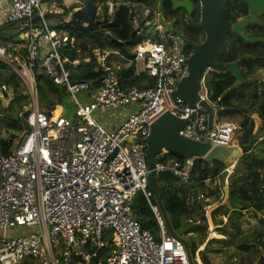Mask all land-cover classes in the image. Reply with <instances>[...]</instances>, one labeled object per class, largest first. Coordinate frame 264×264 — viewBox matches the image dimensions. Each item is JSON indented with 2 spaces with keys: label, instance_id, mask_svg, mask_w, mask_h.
I'll list each match as a JSON object with an SVG mask.
<instances>
[{
  "label": "built area",
  "instance_id": "1",
  "mask_svg": "<svg viewBox=\"0 0 264 264\" xmlns=\"http://www.w3.org/2000/svg\"><path fill=\"white\" fill-rule=\"evenodd\" d=\"M97 3L95 20L99 26L113 19L118 6L130 8L129 22L138 30L136 36L146 37L131 49L132 58L95 46L81 50L76 37L51 29L46 22L28 29L24 58L8 56L0 48V61L17 75L29 98L23 112L30 126L14 140L7 156L1 153L0 145V232L13 233L9 238L0 236V264H188L182 243L168 233L157 205L152 203L146 145L134 139L146 138L150 124L164 112L181 119L193 114L180 136L197 142L208 140L213 147L239 149L235 125L212 119L208 127L206 111L198 102L190 109L171 101L177 83L186 75L188 56L177 50L156 9L123 0ZM43 4L42 0H0V27L47 14ZM49 7L48 14L55 5ZM148 28L151 31L146 35ZM106 36L111 38L109 33ZM64 50H74L78 60L70 61ZM81 63L94 64L99 72L95 91L87 82L71 80L66 66L75 68ZM130 67L136 77L152 78V87L123 86L120 74ZM36 68L54 85L66 89L74 106L71 117L62 106L50 112L41 108ZM204 80L200 98L213 111L222 109L220 99L209 101ZM14 97L12 89L1 83V104L8 106ZM118 110L128 111V115L112 129L106 127L109 122L100 123L93 115ZM192 161L189 159L183 168L173 162H155L154 169L170 170L180 180L190 182ZM226 171L232 173V169ZM215 185L221 187V179H216ZM138 192L156 220L157 239L142 229L130 206ZM203 199L201 195L197 198L206 218L219 203ZM235 211L242 219L264 222V206L261 210ZM211 231L215 236L216 231ZM257 249L264 251L263 241Z\"/></svg>",
  "mask_w": 264,
  "mask_h": 264
},
{
  "label": "trees",
  "instance_id": "2",
  "mask_svg": "<svg viewBox=\"0 0 264 264\" xmlns=\"http://www.w3.org/2000/svg\"><path fill=\"white\" fill-rule=\"evenodd\" d=\"M50 1H54L59 6L62 5V0H42L43 3ZM79 1L81 2L82 0ZM91 1L97 3L100 0ZM123 1L152 6L147 0ZM130 14L131 10L128 6H118L110 22L103 24V26L94 25L90 31L86 32L63 29L57 23L52 25L48 23V25L51 29L66 31L70 36L76 37L80 42L81 50H86L88 46H95L102 50H118L129 59L132 58L130 55L131 49L145 38L144 34L135 36L133 39L131 38L133 28L129 22ZM68 15L69 10H64L63 13L57 16L66 18ZM7 25L16 27L15 30H18V27H21L22 24ZM106 33L111 35L110 39L107 38ZM16 35L7 40H0V48H4L8 56H20L24 58L28 41L17 39L18 36ZM112 39L123 45L119 47L117 44L111 42ZM63 53L70 61L78 60V56L74 50H64ZM223 58V61H233L237 56L223 54ZM256 63V60H250L240 64L241 67L245 66V71L241 69L243 77L248 78L257 74L258 66ZM66 67L70 72L72 81L87 82L90 85L91 91H95L99 87V72L95 71L94 64L81 63L75 68L70 65ZM120 81L123 86H136L139 88H149L154 83L152 78L144 75L136 77L133 74V67L121 72ZM35 82L41 108L44 111L50 112L55 106H64V98L68 99L66 89L54 85L39 68L35 69ZM1 83L9 86L15 95L14 99L6 107L2 106L0 102L1 153L7 156L14 140L22 132L30 130L27 114L23 112V106L28 104L29 98L21 86L17 75L6 64L0 61ZM234 83L235 78L233 75L227 73H208L204 80L209 101L216 102L217 99H220L219 105L224 109L218 115L219 118H238V129L235 132L236 140L240 146L249 144L252 146V155H242L229 176L228 187L234 191L228 194L227 203L215 208L210 216L212 224L219 226L221 229L219 231L223 235H228L230 244L234 239L242 236L240 228L241 215L235 209L245 210L254 208L261 210L264 206V189L261 190L262 187L264 188V135L257 143L253 144L251 142L256 132H264V78L237 87L234 86ZM255 117L260 122L259 128L255 127ZM238 132H240L239 135H237ZM2 133L5 134L3 135ZM188 160L170 153H164L159 158H156L157 163L166 164L167 162H173L179 164L181 168L185 166ZM226 168L225 164L217 161L209 163L203 159H193L189 170V181L194 185L192 191L180 186L173 180H157L155 182V188L171 227L178 236L188 241L194 264H198L196 262V251L199 244L189 240L188 235L190 233L199 235V243H202L204 237H206V225H203L206 219L203 216L201 207L196 204V200L200 195L199 192L201 194L205 193L209 188L208 185H210L212 189L208 192L207 196L220 201L222 190L221 187L215 185V180L221 179ZM207 181L209 183H206ZM195 188L199 189V194L194 192ZM152 203L155 204L154 198ZM198 210H201V213H198ZM196 212L198 213V222L194 218ZM134 213L141 220L142 229L149 231L157 239V223L144 199H140ZM258 226L259 228L249 235L248 240L258 239L261 242L264 239V222H258ZM199 257L202 264H213L208 259L205 249L199 254ZM259 263L264 264L262 256L259 257Z\"/></svg>",
  "mask_w": 264,
  "mask_h": 264
},
{
  "label": "water",
  "instance_id": "3",
  "mask_svg": "<svg viewBox=\"0 0 264 264\" xmlns=\"http://www.w3.org/2000/svg\"><path fill=\"white\" fill-rule=\"evenodd\" d=\"M98 5L99 3H93L91 0H82L80 7L74 11H72L74 9L72 8V12L66 20L63 17H59L54 14H43L42 16H35L31 20L22 23L21 28L18 31L15 30L16 27L11 25L1 26L0 40L10 39L20 30L38 26L42 24V22H57V25L61 26L63 29H69L77 32L90 31L94 25L99 24V22L95 20V11ZM160 5L161 0L158 5V11L160 9ZM211 9L209 10V13L214 11V14L211 15L212 19L203 20L196 26L197 28L208 31V38L203 45L199 47L192 46L194 53L185 60L186 75L179 80L174 92L170 96L172 102H181L187 105L190 109H194L197 102L202 105L207 114L208 127L211 125L213 116L224 111V109H215L213 111L212 107L199 96L201 83L209 71L218 74L227 73L233 75L235 78V87L249 82L258 81L261 78L260 74L244 78L238 70L239 65L242 62L253 59L251 57H241L228 64H222L216 61L217 49L219 46L225 44L224 35L227 32L228 27L226 24V12L222 1L215 0L214 3L212 2ZM8 30L13 31L14 33L9 32ZM150 31L151 28H148L145 31V34L148 35ZM137 32L138 30L132 31V39L136 36ZM150 38L155 39V34H151ZM111 42L117 44L119 47L123 45L113 39ZM59 52H61V50H59ZM192 119L193 114H190L188 119H181L173 116L169 112H164L150 124L149 133L146 138L134 139V141L141 142L146 145L144 155L146 166L149 171L147 175L148 188L152 192L154 201L160 211L161 218L168 233L182 243L188 264H194L189 245L186 240L178 236L173 231L167 214L163 208L161 199L155 188V182L157 180H173L180 186L187 188L189 191H192L194 185L190 182L180 180L179 177L173 174L170 170L156 172L154 169L156 158L163 153H170L185 159H203L209 163L217 161L225 164L227 167L234 168L235 164L242 155H252V146L250 144L239 146V149L228 150L221 147H213L211 142L208 140L204 142H197L180 136L179 132L182 131V129L188 125ZM263 135L264 132H256L252 137L251 142L253 144L257 143L262 139ZM227 176L228 172L226 171L221 177V187L225 188L224 190L226 195L234 191L233 189L225 187V180ZM140 199L141 193L138 192L130 203L132 210L136 211L137 204Z\"/></svg>",
  "mask_w": 264,
  "mask_h": 264
},
{
  "label": "flooded vegetation",
  "instance_id": "4",
  "mask_svg": "<svg viewBox=\"0 0 264 264\" xmlns=\"http://www.w3.org/2000/svg\"><path fill=\"white\" fill-rule=\"evenodd\" d=\"M147 1L156 9L165 32L175 39L177 50L189 57L194 53L192 46L199 47L206 42L209 32L196 26L212 19L214 11L209 13V10L215 0H161L159 11L160 0ZM221 1L226 12L228 29L224 36L227 45L218 47L216 61L228 64L241 57H251L257 61L256 73L261 75L260 79L264 78V0ZM223 54H233L237 58L223 61ZM244 68L239 65L240 74Z\"/></svg>",
  "mask_w": 264,
  "mask_h": 264
},
{
  "label": "rangeland",
  "instance_id": "5",
  "mask_svg": "<svg viewBox=\"0 0 264 264\" xmlns=\"http://www.w3.org/2000/svg\"><path fill=\"white\" fill-rule=\"evenodd\" d=\"M116 2H118V3H120V2H122V0H115ZM66 2H68V0H66ZM73 3L74 2H71V3H69V4H66L67 6H73ZM50 8H52V7H49V5L48 4H43L42 5V9H43V12H46V13H48V10L50 9ZM52 13H58V12H55V9L53 8V9H51V11H50V14H52ZM50 24V23H49ZM4 26H6V25H4ZM35 27H37V26H35ZM29 28H24L23 30H20L18 33H17V35L16 36H18L17 37V39H20V40H23V39H25V37L27 36V34H28V32H29V30H28ZM18 30H19V27H18ZM18 30H16V31H18ZM9 32H12V33H14L13 31H11V30H8ZM144 39H146V37L144 38ZM63 105L64 106H62L65 110H66V116L67 117H71L72 116V114L74 113V106H72L70 103H69V101H68V99L67 98H64V100H63ZM2 106H4V107H6L5 105H2ZM60 110V109H59ZM59 110H57L56 111V113L58 114L59 113ZM126 114H128V111H124V110H118V111H116V112H107L106 114H104V115H98L97 113H94L93 115H94V117H97L98 118V120H99V122L101 123L102 121H105V122H109L110 124H114V123H117L118 122V120L119 119H121L124 115H126ZM220 114V113H219ZM218 114V115H219ZM216 115V114H215ZM214 117V116H213ZM219 117V116H218ZM221 118V117H220ZM220 118H218V119H220ZM227 119H229V120H227V122H229V123H231V124H233V125H235V127H236V130L238 129L237 128V120H238V118H227ZM220 120H226V119H220ZM254 121H255V127L256 128H259V126H260V122L258 121V119H256V117H255V119H254ZM236 130H235V132H236ZM3 135L5 134V133H2ZM240 134V132H238L237 133V135H239ZM236 138V135H235V133H234V139ZM160 156H158L157 158H159ZM228 169H229V172H231V169L233 170V168L232 167H227ZM208 185V184H207ZM208 190H206L205 191V193H203V194H201V192H199L200 193V195L201 196H203V200H206V201H208V202H218L219 203V205H221V204H226L227 203V199L225 198V196L223 197V199H220V201L219 200H217V199H211L210 197H208L207 196V194H208V192L212 189V187L210 186V185H208ZM183 191H185L184 189H183ZM198 191H199V189L198 188H195V190H194V192L195 193H198ZM198 193V194H199ZM196 204H198L199 205V207L201 206L200 205V203H199V201L198 200H196ZM218 205V206H219ZM242 217H241V220H240V222L242 223ZM245 223H246V221H245ZM203 225H204V223H203ZM207 226V225H206ZM214 226V225H213ZM214 227H218V228H220L219 226H214ZM209 228V229H208ZM218 228H216V229H213L214 231H216V235L214 236L213 235V231H211V229H210V227H208L207 226V234H208V236H209V238H211V239H216L217 237V235H219V232L217 231V230H219ZM11 233H8V232H0V236H4L5 238H9L10 236L12 237L13 235H10ZM245 236H247V235H245ZM263 241V243H264V239L262 240ZM242 243H244L245 244V247H247L248 249L247 250H243V249H240V245L242 244ZM237 244V245H236ZM258 245H259V242H257V240L255 239V240H253V239H247L246 237L245 238H236V239H234V241L231 243V245H230V243L226 246L227 248L223 251H221L220 253H218L217 255H220L221 254V256H220V260L218 261V263L217 264H220V263H226V264H260L259 263V257L262 255L263 256V254H264V251L263 252H259L258 251V249H257V247H258ZM200 250V249H199ZM219 257V256H218ZM213 260V259H212ZM201 263V262H200Z\"/></svg>",
  "mask_w": 264,
  "mask_h": 264
},
{
  "label": "crops",
  "instance_id": "6",
  "mask_svg": "<svg viewBox=\"0 0 264 264\" xmlns=\"http://www.w3.org/2000/svg\"><path fill=\"white\" fill-rule=\"evenodd\" d=\"M71 2H74L73 3V6H67L66 4H69V3H71ZM80 1L79 0H68V2H66V0H62V5L61 6H59V4H57V3H55L54 1H50V2H46V4H48L49 6H51V5H55V12H58V13H54V15H58V14H61V13H63V11L64 10H69V14L72 12V11H74V10H76V9H78L79 7H80ZM45 4V3H44ZM72 8H74L73 10H72ZM72 10V11H71ZM48 14V13H47ZM50 14V13H49ZM69 17V15L65 18V20L67 19ZM51 25L52 24H55V23H57V22H49ZM126 115H128V114H126ZM126 115H124V116H126ZM123 116V117H124ZM219 117H218V114H216V115H214V117H213V120H219L218 119ZM227 120H229V119H226V120H221V121H226L227 122ZM122 121V119H119L118 120V122L117 123H114V124H106V127L107 128H109V129H112L113 127H115L117 124H120V122ZM229 176H230V174H228V176H227V178H226V180H225V187H227V188H229L228 187V179H229ZM225 188H221V190H222V192H221V197H220V199H223V197L225 196V198L227 199L228 198V195H226V192H225V190H224ZM156 204V203H155ZM201 205V204H200ZM221 205H224V203L223 204H221ZM220 206V205H219ZM201 207V206H200ZM198 213H201V210H198L197 211ZM195 213L194 214V218L197 220V222H198V213ZM205 218V217H204ZM206 219V222L204 223V225H207L208 227H210V229L212 230V229H216V228H218V227H214L213 226V224H212V222H211V218H210V215L208 216V217H206L205 218ZM226 220V219H225ZM225 220H224V222H225ZM245 221H246V223H245ZM200 224H202V223H200ZM207 226H206V228H207ZM240 228H241V231H242V238H247L248 239V237H249V235L254 231V230H256V229H258L259 228V226H258V222L256 221V220H254V219H248V218H244L243 220H242V223H241V226H240ZM209 229V228H208ZM219 230H221L220 228H218ZM219 230H217L218 232H219V235H217L216 237V239H211V238H209V236H208V234H207V229H206V237H204V239H203V241H202V243H199V239H200V236L199 235H197V234H194V233H190L189 235H188V239L189 240H192V241H195L197 244H199L198 245V249H197V251H196V253H197V255H196V262L198 263V264H202V263H200L201 262V260H200V257H199V254L201 253V252H203L204 251V249L206 250V255H207V257H208V259L213 263V264H217L218 263V261L221 259L220 258V256H221V254L220 255H217L218 253H220L222 250L224 251L227 247V245L229 244V237H228V235H223ZM8 233H10V232H8ZM10 235H13V233H11ZM245 235H247V236H245ZM241 237H237V238H241ZM263 240V239H262ZM187 241V240H186ZM187 243H188V241H187ZM231 245V244H230ZM237 245V244H236ZM240 249H243V250H247L248 248L247 247H245V244L244 243H242L240 246ZM200 249V250H199ZM219 256V257H218ZM262 256V255H261ZM263 257H264V254H263V256H262V259H263ZM220 258V259H219ZM213 259V260H212ZM220 264H226V263H220Z\"/></svg>",
  "mask_w": 264,
  "mask_h": 264
},
{
  "label": "bare ground",
  "instance_id": "7",
  "mask_svg": "<svg viewBox=\"0 0 264 264\" xmlns=\"http://www.w3.org/2000/svg\"><path fill=\"white\" fill-rule=\"evenodd\" d=\"M57 110H59V108H57L56 111H57ZM56 115H58V114L56 113ZM133 211H134V210H133ZM134 212H135V211H134Z\"/></svg>",
  "mask_w": 264,
  "mask_h": 264
}]
</instances>
